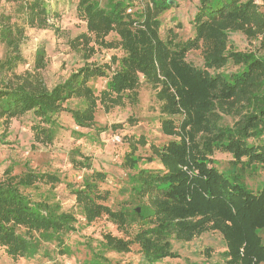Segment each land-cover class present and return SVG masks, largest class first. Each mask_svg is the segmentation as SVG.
I'll return each mask as SVG.
<instances>
[{
  "label": "trees",
  "instance_id": "1",
  "mask_svg": "<svg viewBox=\"0 0 264 264\" xmlns=\"http://www.w3.org/2000/svg\"><path fill=\"white\" fill-rule=\"evenodd\" d=\"M6 1L17 2L21 22L0 17V42L6 46L0 57V121L32 112L37 119L34 139L51 143L63 111L79 128L97 127L100 107L109 112L136 103L145 82L160 102L163 133L178 138L161 146L151 143L152 154L146 158L138 154L146 137L126 138L123 165L129 169L128 190L135 201L118 210L106 203L109 191L100 189L106 174L92 168L90 155L79 148L71 151L75 168L92 170L78 187L69 184L86 224L105 214L126 234L106 233L88 263L110 264L104 250L130 252L133 244L151 264L177 259L181 255L175 242L217 231L226 244L224 264H263L264 179L252 187L242 172L264 169V0H199L194 35L186 39L172 27L166 36L161 33V15L176 5L174 0H78L76 12L86 29L70 45L83 52L85 62L52 87L33 76L21 79L15 70L24 62L26 27L57 32L49 20L58 13L46 0ZM112 33L119 38L109 39ZM236 33L255 39L256 48H237L231 39ZM119 47L123 56L89 62L97 50ZM198 49L202 65L187 59ZM45 55L44 47L36 50L35 66L44 67ZM97 77L108 78L99 92L90 84ZM72 99L78 100L74 107L68 105ZM122 127L118 122L99 131ZM218 152L231 156L235 171L219 168ZM155 159L161 169L139 167L142 160ZM61 181L58 173L29 166L20 174L11 165L5 169L0 178V250L13 260L34 258L46 243H54L60 254L71 253L65 235L78 230V218L50 192ZM46 250L44 255L50 256Z\"/></svg>",
  "mask_w": 264,
  "mask_h": 264
},
{
  "label": "rangeland",
  "instance_id": "2",
  "mask_svg": "<svg viewBox=\"0 0 264 264\" xmlns=\"http://www.w3.org/2000/svg\"><path fill=\"white\" fill-rule=\"evenodd\" d=\"M53 11L58 16L49 21L58 27L56 32L52 28L26 27L25 38L21 49L24 62L19 64L15 70L18 76L23 78H40L49 87L63 81L69 74L82 66L85 62L83 52L74 49L70 45V40L78 33L86 29L85 22L81 20L76 12L78 0H46ZM102 3L105 0H101ZM176 5L165 11L162 15L161 33L167 35L169 28H174L180 38L186 39L194 35L193 18L197 11L199 0H174ZM137 1L136 6H141ZM10 16L12 21L21 22V14L17 9V2L0 0V17ZM11 21V22H12ZM111 40L118 39V35L112 33L108 37ZM231 39L236 47L242 50L256 48L258 42L249 39L245 35L236 33ZM44 47L46 52L44 67L35 66L36 50ZM6 46L0 42V57L4 56ZM112 55L121 57L124 55L122 48L105 49L96 51L89 59L96 63H104L111 60ZM188 60L196 65H202L201 51L191 50L188 53ZM115 65L113 66L114 69ZM229 69L235 70L236 66L229 65ZM28 76V77H26ZM11 78V77H10ZM14 80H18L14 78ZM108 78L97 77L90 81V84L99 92L106 86ZM78 104L77 99H72L68 105L74 107ZM129 118H132L129 121ZM160 102L156 99L155 90L151 85L142 83L138 100L134 104L117 106L106 112L100 107L96 112L97 127H77L71 114L63 111L59 115V124L51 143H39L34 139L33 124L37 122L32 112L22 116L12 118L8 121H0V178L3 176L8 166H13L14 174H20L29 166L40 172H55L61 176V182L50 192L53 199L60 201L63 208L72 210L78 218V230L65 235V241L70 246V254H60L56 250L54 243L44 244L34 258H20L13 260L4 250H0V264H90L88 260L93 252L100 250V243L106 233L117 236H125L117 224L107 215H102L91 224H86V220L76 198L71 191L69 184L78 187L84 177L92 170L75 168L71 163V151L79 148L82 152L92 158V168L100 170L106 174L103 181H100V189L109 191L107 204L118 210L126 207L128 200H134L129 195L128 173L123 165L124 154L128 149L126 138L130 136L139 138L144 135L147 139L145 146H140L138 154L144 158L150 156V144L163 145L169 140L177 137L167 136L161 128ZM227 121L232 123L233 118L227 117ZM122 122L121 129L113 130L109 128L99 131L102 125H112ZM75 130L79 133H75ZM219 168L225 172L235 171L232 158L226 153L218 152L215 155ZM141 168L161 169L162 164L155 159L151 162L142 160L139 163ZM237 171V170H236ZM252 172V173H250ZM245 181L255 187L264 179V169H248L242 172ZM45 190L50 189L49 185H44ZM135 201V200H134ZM174 249L181 257L165 258L156 264H213L222 260V252L226 249V244L222 236L217 232H206L193 241L179 244L175 242ZM50 256L44 255V250ZM103 254L108 258L110 264H151L144 256L140 246L133 244L130 252L118 253L104 250ZM264 264V263H263Z\"/></svg>",
  "mask_w": 264,
  "mask_h": 264
},
{
  "label": "built area",
  "instance_id": "3",
  "mask_svg": "<svg viewBox=\"0 0 264 264\" xmlns=\"http://www.w3.org/2000/svg\"><path fill=\"white\" fill-rule=\"evenodd\" d=\"M132 9L130 8L128 11H131Z\"/></svg>",
  "mask_w": 264,
  "mask_h": 264
},
{
  "label": "water",
  "instance_id": "4",
  "mask_svg": "<svg viewBox=\"0 0 264 264\" xmlns=\"http://www.w3.org/2000/svg\"><path fill=\"white\" fill-rule=\"evenodd\" d=\"M140 210V208H138V211Z\"/></svg>",
  "mask_w": 264,
  "mask_h": 264
}]
</instances>
